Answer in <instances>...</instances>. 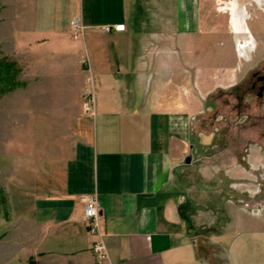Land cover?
Returning a JSON list of instances; mask_svg holds the SVG:
<instances>
[{
    "label": "crops",
    "instance_id": "crops-1",
    "mask_svg": "<svg viewBox=\"0 0 264 264\" xmlns=\"http://www.w3.org/2000/svg\"><path fill=\"white\" fill-rule=\"evenodd\" d=\"M202 6L8 1L0 42L22 70L24 86L10 94L24 116V138L63 139L70 129L75 141L66 159L58 140L41 147L61 156L27 162L8 185L0 264H264V210L244 224L233 214L224 241L208 244L201 241L205 216L173 189L195 148L193 119L224 84ZM75 18L85 27L79 40L71 34ZM119 25L125 31L116 32ZM90 88L93 116L83 112ZM90 195L99 204L104 259L81 221L82 197Z\"/></svg>",
    "mask_w": 264,
    "mask_h": 264
},
{
    "label": "rangeland",
    "instance_id": "rangeland-1",
    "mask_svg": "<svg viewBox=\"0 0 264 264\" xmlns=\"http://www.w3.org/2000/svg\"><path fill=\"white\" fill-rule=\"evenodd\" d=\"M8 1L0 0V18ZM230 1L202 0L207 35L217 41L222 60L224 84L193 119L195 148L185 156L192 157L191 163L184 165L183 159L173 186L180 201H191L205 216L201 241L208 244L223 240L221 235L233 214L244 224V217L264 210V91L259 90L264 82L258 81V77L264 78V2L259 5L256 0H238L248 20L240 15L230 26L228 15L220 10L221 4ZM6 33L0 22V34L5 38ZM2 43L0 62L11 61ZM208 52L211 56L210 47ZM21 78L22 74L19 81L23 83ZM13 92L0 93V227L5 229L10 211L8 185L16 175L23 176L27 162L35 164L61 156L40 153L41 147L44 150L45 145H55L58 140L66 159L75 141L70 129H65L63 139L24 138V116L14 106Z\"/></svg>",
    "mask_w": 264,
    "mask_h": 264
},
{
    "label": "built area",
    "instance_id": "built-area-1",
    "mask_svg": "<svg viewBox=\"0 0 264 264\" xmlns=\"http://www.w3.org/2000/svg\"><path fill=\"white\" fill-rule=\"evenodd\" d=\"M70 28H71V34L74 39L76 40L82 39V37L84 36L85 27L82 25L80 18H75L71 22ZM103 30L110 32L111 28L103 27ZM114 30L116 32H123L125 31V26L124 25L116 26L114 27ZM83 65L88 66L87 59L83 61ZM91 81H92L91 78L87 79V84L89 85V87L91 86ZM92 91L93 90L91 88L87 89L86 91L87 100L83 105V112L90 116L94 115V95ZM82 201L84 203V209H83L81 221L87 226L89 232L92 235L99 238V240L95 243L93 251L97 256V259H104L107 257V252H106V246L104 244L101 235V214L99 210L97 197L95 195L83 196Z\"/></svg>",
    "mask_w": 264,
    "mask_h": 264
},
{
    "label": "trees",
    "instance_id": "trees-1",
    "mask_svg": "<svg viewBox=\"0 0 264 264\" xmlns=\"http://www.w3.org/2000/svg\"><path fill=\"white\" fill-rule=\"evenodd\" d=\"M20 74L16 63L10 60L0 62V93H9L23 87L24 84L19 81Z\"/></svg>",
    "mask_w": 264,
    "mask_h": 264
},
{
    "label": "flooded vegetation",
    "instance_id": "flooded-vegetation-1",
    "mask_svg": "<svg viewBox=\"0 0 264 264\" xmlns=\"http://www.w3.org/2000/svg\"><path fill=\"white\" fill-rule=\"evenodd\" d=\"M256 2H258L259 5H261L264 2V0H256ZM221 5H222V7L220 10L223 13H225L226 15H228L230 26L232 25V20L234 17L241 18V16H242L245 18V20H248L247 11L245 9L239 7L238 0H231L229 3H226V4L223 3ZM258 81H259V83L264 82V78L258 77ZM253 87L255 89L256 85H253ZM259 90H260V92H263L264 91V85L261 86L259 88Z\"/></svg>",
    "mask_w": 264,
    "mask_h": 264
},
{
    "label": "water",
    "instance_id": "water-1",
    "mask_svg": "<svg viewBox=\"0 0 264 264\" xmlns=\"http://www.w3.org/2000/svg\"><path fill=\"white\" fill-rule=\"evenodd\" d=\"M191 159L192 157L189 155L188 157H186L183 161L184 165H189L191 163Z\"/></svg>",
    "mask_w": 264,
    "mask_h": 264
}]
</instances>
